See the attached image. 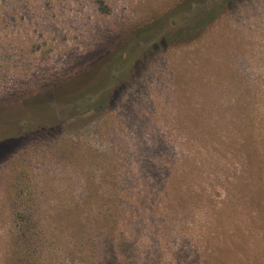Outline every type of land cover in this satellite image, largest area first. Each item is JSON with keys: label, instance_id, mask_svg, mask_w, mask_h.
Segmentation results:
<instances>
[{"label": "rangeland", "instance_id": "rangeland-1", "mask_svg": "<svg viewBox=\"0 0 264 264\" xmlns=\"http://www.w3.org/2000/svg\"><path fill=\"white\" fill-rule=\"evenodd\" d=\"M96 95L106 110L89 114ZM9 138L0 264L39 253L76 204L127 221L139 264H202L189 238L202 222L240 233L255 216L242 152L264 155V0H0ZM173 176L183 193L168 203Z\"/></svg>", "mask_w": 264, "mask_h": 264}, {"label": "trees", "instance_id": "trees-1", "mask_svg": "<svg viewBox=\"0 0 264 264\" xmlns=\"http://www.w3.org/2000/svg\"><path fill=\"white\" fill-rule=\"evenodd\" d=\"M105 99L100 101L97 95L95 98L91 96L89 101H93L95 107L89 111V114L105 111ZM107 104L109 106L110 103ZM54 128L55 126L43 125L39 126V131L47 132ZM17 139L9 138L1 142L0 155ZM250 148L256 152L250 151L246 145L242 158L244 174L251 192L249 210L250 214L254 213L255 216L249 221L247 229L239 226L240 233L237 230L230 231L221 219L222 215L211 216L206 224L202 222L198 239L194 236L189 237L199 247L198 256L203 255L202 264H264V155L258 153L252 144ZM175 182V176L170 179L169 183L167 182L168 189L165 192V198L168 203H176L178 193H183L182 189L176 187ZM125 203L130 204L127 200ZM81 206L84 209L93 210L90 202ZM74 209L77 212L73 218L69 219L70 223L63 224L62 229L57 230L54 236H39V241L43 243L39 246V253L32 252L29 248H19L13 251L11 264H139L138 246L135 247L127 239L124 240L123 232L129 228L127 221L118 215L86 217L80 213L77 204ZM183 215H186L184 210ZM165 226L172 225L166 224ZM66 227L70 228L67 233L64 230ZM183 233L190 236L193 229L190 227L188 231L183 229ZM119 237L122 238L120 241L117 240ZM63 241H67L65 247H53V242L60 244ZM120 245L122 252L118 255L115 248ZM24 257L28 261H24ZM185 257V252L181 253L179 264H183ZM152 263L162 264L156 256Z\"/></svg>", "mask_w": 264, "mask_h": 264}]
</instances>
